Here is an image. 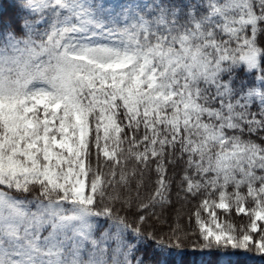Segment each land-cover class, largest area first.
<instances>
[{
  "label": "snow or ice",
  "instance_id": "1",
  "mask_svg": "<svg viewBox=\"0 0 264 264\" xmlns=\"http://www.w3.org/2000/svg\"><path fill=\"white\" fill-rule=\"evenodd\" d=\"M11 8L0 11V264H144L140 245L183 250L192 237L216 264L264 256V0ZM177 204L193 205L195 227ZM237 215L243 228L220 219Z\"/></svg>",
  "mask_w": 264,
  "mask_h": 264
},
{
  "label": "trees",
  "instance_id": "2",
  "mask_svg": "<svg viewBox=\"0 0 264 264\" xmlns=\"http://www.w3.org/2000/svg\"><path fill=\"white\" fill-rule=\"evenodd\" d=\"M14 2L15 0H0V4L3 5L0 11L4 12L6 15H11L13 12L11 7ZM119 2H122V0ZM177 171H179V169H177ZM170 175H173V173L170 172ZM173 200H175V195H173ZM176 207L181 209L182 218L179 222L182 227L186 229L195 227L194 219L191 221L188 219V216L194 211L193 205L185 204L181 206L177 204ZM154 211L157 215L161 216L163 221H167L169 215H171V221L169 222H175L177 220L175 211H172L170 214L167 209H161L160 207H157ZM220 219L224 223L231 222L238 228H243L248 223L247 217L241 218L240 215L234 217L229 216L227 218L222 216ZM150 224L160 232L168 231V223L150 221ZM194 239L195 237L189 239L183 250L172 248L170 245L166 249L158 250L151 244H142L139 246L138 254L143 257L144 264H216L218 253L214 252L209 256L207 253L191 251L192 240ZM229 254L232 256L230 264H264V256L256 254L254 249L251 253L236 252L232 254L230 252Z\"/></svg>",
  "mask_w": 264,
  "mask_h": 264
},
{
  "label": "rangeland",
  "instance_id": "3",
  "mask_svg": "<svg viewBox=\"0 0 264 264\" xmlns=\"http://www.w3.org/2000/svg\"><path fill=\"white\" fill-rule=\"evenodd\" d=\"M120 0H115V2H119Z\"/></svg>",
  "mask_w": 264,
  "mask_h": 264
}]
</instances>
